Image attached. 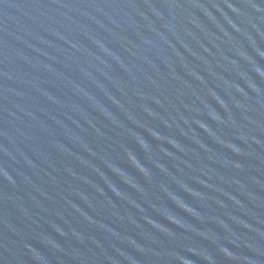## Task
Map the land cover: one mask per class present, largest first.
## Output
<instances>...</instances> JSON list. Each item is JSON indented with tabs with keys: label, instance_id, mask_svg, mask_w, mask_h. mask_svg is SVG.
<instances>
[{
	"label": "water",
	"instance_id": "1",
	"mask_svg": "<svg viewBox=\"0 0 264 264\" xmlns=\"http://www.w3.org/2000/svg\"><path fill=\"white\" fill-rule=\"evenodd\" d=\"M0 264H264V0H0Z\"/></svg>",
	"mask_w": 264,
	"mask_h": 264
}]
</instances>
